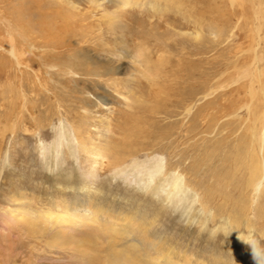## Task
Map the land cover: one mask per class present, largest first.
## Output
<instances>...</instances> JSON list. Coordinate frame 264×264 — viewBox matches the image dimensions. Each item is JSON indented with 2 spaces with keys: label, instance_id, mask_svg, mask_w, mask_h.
<instances>
[{
  "label": "rangeland",
  "instance_id": "rangeland-1",
  "mask_svg": "<svg viewBox=\"0 0 264 264\" xmlns=\"http://www.w3.org/2000/svg\"><path fill=\"white\" fill-rule=\"evenodd\" d=\"M263 136L264 0H0V264H264Z\"/></svg>",
  "mask_w": 264,
  "mask_h": 264
},
{
  "label": "bare ground",
  "instance_id": "bare-ground-1",
  "mask_svg": "<svg viewBox=\"0 0 264 264\" xmlns=\"http://www.w3.org/2000/svg\"><path fill=\"white\" fill-rule=\"evenodd\" d=\"M264 137V136H263ZM262 138V137H261ZM263 165V164H262ZM263 167V166H262ZM263 169V168H262ZM258 171V170H257ZM263 171H264V169H263ZM262 171V172H263ZM264 174V173H263ZM262 175V174H261ZM260 175V176H261ZM261 178L262 179H260V182L261 181H263L264 179H263V176H261ZM257 184V183H256ZM256 186H258V188H260L261 187V184L259 183V184H257ZM75 192L76 193H78V195H79V197H81V196H86V198H85V200H87L88 202H89V205H90V208H97L98 209V207H99V202L101 201V199H99L98 200V198L96 197V195H95V197H93L92 195H91V193H89L90 191H86V195L85 194H79L80 192H79V189H75ZM98 195V194H97ZM101 204V203H100ZM77 205H79V204H77ZM77 205H74V206H76L77 207ZM80 205H82V204H80ZM88 206V205H87ZM114 209V208H113ZM116 209V208H115ZM140 215V214H139ZM135 217V216H134ZM143 217V216H142ZM129 218V217H128ZM144 218V217H143ZM135 220H136V218H135ZM141 219H137V221H140ZM144 229V230H143ZM142 230L144 231V240H145V242H148V243H150V244H157V245H159V247L160 246H162V244H163V242H162V239L159 237V235H157V234H151V233H149V230H148V228L146 227V228H142ZM117 257H119V256H117ZM123 262L124 263H130L131 262V260L129 261L128 259H123ZM135 264V263H134Z\"/></svg>",
  "mask_w": 264,
  "mask_h": 264
}]
</instances>
